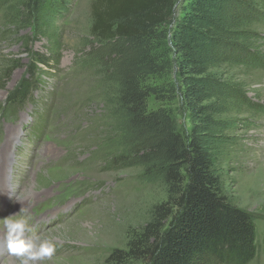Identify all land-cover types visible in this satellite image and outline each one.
<instances>
[{"label": "rangeland", "instance_id": "rangeland-1", "mask_svg": "<svg viewBox=\"0 0 264 264\" xmlns=\"http://www.w3.org/2000/svg\"><path fill=\"white\" fill-rule=\"evenodd\" d=\"M94 2L53 0L42 17L30 0H0V260L9 264L20 262L5 246L2 220L22 207L26 235L54 246L36 264H108L165 201L114 113L116 52L91 35ZM222 8L207 41L218 50L212 71L220 78L207 92L210 122L193 123L178 100L174 110L182 134L198 128L229 202L252 216L251 264H264V0ZM39 55L52 66L37 65ZM175 73L169 81L178 84ZM25 81L36 85L31 99L14 106L11 95ZM13 192L24 205L12 202Z\"/></svg>", "mask_w": 264, "mask_h": 264}, {"label": "trees", "instance_id": "trees-1", "mask_svg": "<svg viewBox=\"0 0 264 264\" xmlns=\"http://www.w3.org/2000/svg\"><path fill=\"white\" fill-rule=\"evenodd\" d=\"M52 1L30 0L31 8L43 17ZM228 1L237 0L93 4L91 35L116 52L110 73L114 113L142 151L147 175L159 177L165 197L152 208V222L132 236L127 250L114 251L108 264H251L257 258L252 216L229 202L198 128L182 134L174 110L178 100L193 123L210 122L207 92L220 78L212 71L218 50L209 51L208 34L219 25ZM35 61L52 66L44 55ZM174 72L181 78L178 84L169 81ZM35 86L22 83L10 103L26 104Z\"/></svg>", "mask_w": 264, "mask_h": 264}, {"label": "clouds", "instance_id": "clouds-1", "mask_svg": "<svg viewBox=\"0 0 264 264\" xmlns=\"http://www.w3.org/2000/svg\"><path fill=\"white\" fill-rule=\"evenodd\" d=\"M12 202L24 205L26 197L22 192H13ZM34 195V193H32ZM22 207L19 214L7 217L2 220L4 225V242L9 255L19 260L20 264H36L37 261L51 259L54 246L50 241H41L37 236L29 238L26 233L29 231L27 218H20L25 213ZM0 264H9L7 258L0 260Z\"/></svg>", "mask_w": 264, "mask_h": 264}, {"label": "bare ground", "instance_id": "bare-ground-1", "mask_svg": "<svg viewBox=\"0 0 264 264\" xmlns=\"http://www.w3.org/2000/svg\"><path fill=\"white\" fill-rule=\"evenodd\" d=\"M7 170V169H6ZM6 172V171H5ZM0 251H1V248H0ZM2 257V255H1V252H0V258Z\"/></svg>", "mask_w": 264, "mask_h": 264}]
</instances>
